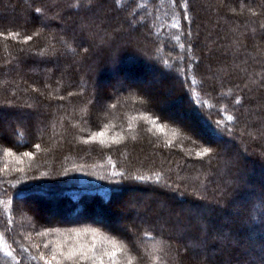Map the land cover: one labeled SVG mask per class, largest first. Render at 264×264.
Segmentation results:
<instances>
[{
    "label": "trees",
    "instance_id": "obj_1",
    "mask_svg": "<svg viewBox=\"0 0 264 264\" xmlns=\"http://www.w3.org/2000/svg\"><path fill=\"white\" fill-rule=\"evenodd\" d=\"M184 3L0 0V119L9 125L0 138L5 130L14 138L0 143L11 150L7 166L0 153L9 166L0 171V264H45L42 243L68 236L90 244L88 230L123 245L121 264H193V252L205 264H264V246L241 247L248 227L264 243V218L254 212L264 210V0ZM144 63L176 79L210 133L243 144L213 147L134 101V89L113 96L98 86ZM132 186L147 192L145 211L154 212L134 236L83 219ZM183 193L189 198L179 200ZM33 197L62 219L43 224L18 208ZM228 214L231 224L220 218ZM31 232L46 234L28 243Z\"/></svg>",
    "mask_w": 264,
    "mask_h": 264
},
{
    "label": "rangeland",
    "instance_id": "obj_2",
    "mask_svg": "<svg viewBox=\"0 0 264 264\" xmlns=\"http://www.w3.org/2000/svg\"><path fill=\"white\" fill-rule=\"evenodd\" d=\"M2 9H3L2 5H0V10H1L0 13L4 10ZM119 25L120 24L118 23L117 26ZM123 28H126V26ZM122 31H128V30L123 29ZM132 34L133 33H131V35ZM128 37H130L129 34H128ZM70 59L72 60V57H70ZM146 63L138 64V65H129L126 70L128 71V73H131V74L127 76L123 72V75L121 76V78H118V79L114 78V75H111L109 77L111 78L110 79L111 81L110 80L107 82L101 81L100 83H98V86L111 89L110 94L113 96H116V94L120 93L126 87H130L131 89H134V92L132 95H135V92L138 93V98H134L132 96V99L134 101L135 100L142 101L144 104L148 105L149 109L153 108L157 110L160 114L164 115V117L169 118L179 123L186 129L188 133L196 136V138H198L203 143L210 144L213 147H218L222 149H225L227 146L231 147L232 140L237 141L240 145L243 144L242 140H239L232 135H229V138H231V140H230V143H228L229 141H227L226 139L227 136L225 135L218 136V135H214L213 133H210L209 131L210 129L208 128L207 130V128L201 122L199 117H197L196 113L192 111L190 104L187 102L186 96H184V90L183 88L182 89L179 88L178 82L176 81V79L174 78L171 79L167 76L165 77L158 70H154L152 67H150V65H146ZM31 85L33 86L35 90L38 89V85L36 84L35 81H33ZM182 91H183V94L181 93ZM8 126L9 125H7L4 120L0 119V129L2 128L7 129ZM7 130H5L4 132L5 133L4 137L6 139H10L14 141L13 136H11ZM2 138L3 136L0 138V143L3 145L5 142V138L3 139ZM0 153H3L2 156L5 159L2 161L3 166L9 165V163L7 162L8 160L10 161V158H8L9 153L4 152L2 149H0ZM242 153H243L244 158L252 156V153L250 152V150L246 149L245 147H243ZM8 167L2 168V164L0 163L1 172L6 170ZM136 185L138 184L136 183ZM156 188L153 189L154 192L155 190L157 191V190L162 189V188H157V189ZM149 189L152 190L151 188ZM127 191L128 192L124 196H122L117 203L106 205L104 209L100 208L96 211H94L93 209L87 210L86 212L87 214L83 217V219L87 221L103 224L106 227L108 226L109 228L114 229V231H116L117 233L124 235L126 237L134 236L135 235L134 225L139 224L140 220L142 221L150 220L151 222L154 212L151 211L150 209H147V211H145L144 206H146V203L144 202V199L142 197L144 196V193H147V192H145L142 187L135 188L132 186V187H129ZM148 193H150L149 199L151 200L157 197L156 193H152V191H149ZM151 193L153 195H151ZM183 194H181L180 196L176 194L177 198L178 199L181 197H186L187 199L189 198L187 193H183ZM38 200L39 198H35V197L20 200L17 202L19 204L18 208L21 207L22 211L24 210L26 214L28 212L29 215L36 216V218L34 219L38 220V222L43 223V224L45 223V221L40 219L43 217L47 219L49 218L51 220L62 219L60 215L54 214L55 212L52 213L47 205H45L44 203ZM261 207L262 206H256V210L254 212H256L257 216L264 218V212H263L264 210H260ZM254 216L255 214L252 213L250 216L251 219ZM31 218L28 217L26 219L27 221L33 223L34 220L32 221ZM220 218H221V221L227 224L233 223L232 222L233 217L231 214H228L226 217L221 216ZM32 225H34L35 227V224H32ZM143 225L144 224H142V226ZM88 231L91 232V235L96 236L97 239L95 242H99L98 243L99 245L102 246L103 244H106L104 242L106 240L105 236L104 237L99 236L102 234H98V232H95V231H91V230H88ZM40 233H43V232H40ZM254 233H255V229H253L252 227H248L247 231H245V235L243 236V238H241V241H242L241 247L243 249L247 248L248 242L250 244L253 243V246H258V247L264 246V243H262L260 239H257V238L253 239ZM24 234L27 237L28 243L32 242L30 237H33L36 240L38 238L39 239L38 243H40V239L44 237V235L34 236L33 232L29 234L27 233H24ZM89 237L90 236L87 235V240L89 242H94L93 237H90L91 241ZM217 240H218V237L213 236L210 242H214ZM79 243H86V242L85 240L82 241V238H81L79 240ZM41 245H42L44 252L48 251L50 255L52 247H49L48 242L42 243ZM186 251H188V249ZM191 255L194 257L193 264H205V261L198 260V256L196 254L194 255V252L191 253ZM121 260L122 258L120 257L119 259L117 255V264L123 263Z\"/></svg>",
    "mask_w": 264,
    "mask_h": 264
},
{
    "label": "snow or ice",
    "instance_id": "obj_3",
    "mask_svg": "<svg viewBox=\"0 0 264 264\" xmlns=\"http://www.w3.org/2000/svg\"><path fill=\"white\" fill-rule=\"evenodd\" d=\"M90 2V0H89ZM119 2V0H117ZM173 4L176 3V0H172ZM184 8H187V3L185 0ZM36 12H41V9L37 8L35 9ZM175 27H179V24H175ZM0 35H3V33H0ZM9 36H13V38L16 37V33H8ZM31 36H25L24 40L28 41L31 40ZM176 39H179V37H176ZM239 102V101H237ZM229 120L232 119L231 116L228 117ZM131 127V125H129ZM160 128V131H163V128L161 126H158ZM104 133L101 131L100 133H94L92 136L89 137V140H94L97 138V136H103ZM115 139V138H114ZM103 142V141H102ZM38 148L39 145H36ZM6 152H10V149L5 150ZM210 148H203L201 152H198L197 155H204L205 153L210 152ZM26 155L31 156L32 153H26ZM138 179H143V177H138ZM12 221L9 220V223ZM95 231V230H93ZM46 233H38V235H45ZM145 235H148L147 233ZM79 236V232H77V237ZM71 238L68 236H65L62 240L57 238L56 241L53 243V247L51 249L50 256L45 258L44 254L41 253L40 258L45 259V264H64L65 261L70 262V264H81L82 261H87L89 264H117V255L118 253L123 251V245L119 244L115 239H106V242L111 245L110 248H104V247H98L95 243L96 236H93V243H69V240ZM37 247H39L37 245ZM11 254V253H9ZM33 259H36V257H33ZM133 258L129 257L128 264H131V260ZM159 257H153V260H158Z\"/></svg>",
    "mask_w": 264,
    "mask_h": 264
},
{
    "label": "bare ground",
    "instance_id": "obj_4",
    "mask_svg": "<svg viewBox=\"0 0 264 264\" xmlns=\"http://www.w3.org/2000/svg\"><path fill=\"white\" fill-rule=\"evenodd\" d=\"M187 99V98H186ZM129 188H124L121 192L116 193L113 197H112V201H110L107 205L109 204H114L117 203L119 201V199L124 196L128 191ZM45 200L44 198L39 199V201H43ZM46 201V200H45Z\"/></svg>",
    "mask_w": 264,
    "mask_h": 264
}]
</instances>
